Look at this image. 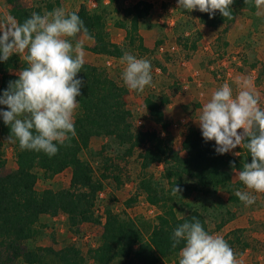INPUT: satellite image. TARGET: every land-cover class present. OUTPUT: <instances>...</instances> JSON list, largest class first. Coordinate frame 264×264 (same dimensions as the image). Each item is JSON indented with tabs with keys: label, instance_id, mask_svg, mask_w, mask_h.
<instances>
[{
	"label": "trees",
	"instance_id": "obj_1",
	"mask_svg": "<svg viewBox=\"0 0 264 264\" xmlns=\"http://www.w3.org/2000/svg\"><path fill=\"white\" fill-rule=\"evenodd\" d=\"M21 1L6 0L10 6V16L18 23L30 17L32 12L42 15L41 10L26 8ZM152 7L150 2L137 0L125 8L124 16L129 18V25H118L125 29L123 44L110 40L103 11L90 12L81 5L72 12L80 16L88 29L87 35L82 34L92 37L93 46L86 48L89 52L121 59L126 48L136 44L140 51H147L139 35V26L149 16ZM231 9V18H224L219 11L212 18L198 11V19L206 27L217 28L220 24L233 23L239 9L254 12L257 8L254 0H233ZM48 10H52V6H48ZM19 64L17 55L0 63V91L6 89L10 81L18 79L14 71L20 68ZM77 75L84 83L81 96L77 97L80 115L74 121L76 135L60 146L53 157L43 152L21 150L18 142L13 143L16 168L7 174L1 172L4 161L0 160V264H45L47 256L52 257L57 264H86L83 253L74 245H66L58 250L51 247L30 249L25 246L37 234L36 225L40 216L55 217L58 214L67 217L70 229L77 230L84 223L102 226L100 243L90 250L97 264L117 261L119 264H159L176 256L183 244L173 248L171 235L179 224L191 221L195 216L207 231L208 227L203 215L197 210L178 217L170 205L172 195L228 185H233L235 191L240 190L244 185L239 180L233 183L232 179L236 172L242 170L244 163H251V156L242 145L237 156L229 153L218 155L214 150L215 142H205L201 131L193 126L188 127L184 134L181 143L184 155H181L157 131L134 129L133 114L125 102L127 89L118 85L105 70L84 62L82 72ZM167 102L166 98L159 102L152 97L144 100L148 115L163 130L167 128L163 113ZM9 135L10 129L0 120V139L8 138ZM100 136L111 137L118 144L126 146L127 156L141 149L138 158L143 176L138 189L145 194L150 205L160 210L157 223L147 238L127 217L110 210L105 211L103 218L95 213V202L102 191V184L94 178L91 165L82 160L79 153L88 148L91 138ZM154 164H163L161 179L167 188L148 175V169ZM67 168L71 169V174L66 189L36 190L35 169L52 177ZM185 180H189L191 185L184 186ZM175 187L179 192H174ZM235 191H229L228 200L237 203L240 200L235 196ZM133 200L130 198L126 204L129 205Z\"/></svg>",
	"mask_w": 264,
	"mask_h": 264
},
{
	"label": "rangeland",
	"instance_id": "obj_2",
	"mask_svg": "<svg viewBox=\"0 0 264 264\" xmlns=\"http://www.w3.org/2000/svg\"><path fill=\"white\" fill-rule=\"evenodd\" d=\"M104 1L106 0H22L21 4L32 10H41L42 15L56 8H63L65 12L70 13L74 11V7L79 8L81 5L90 12L103 11L106 28L112 26L121 29V33L116 36H111L109 33L110 40L122 36L124 38L125 29L118 25L121 23L126 27L129 25V18L124 16V11L137 0H107L106 4ZM145 1L150 2L153 7L149 16L140 22L139 35L140 33L143 35L149 49L144 46L147 51L142 52L136 44L134 47L126 48V52L151 62L152 85L146 87L142 93L129 90L121 80V73L125 67L121 59L107 58L99 62L97 67L105 70L118 85L127 89L125 102L133 114L134 129L157 131L174 149L184 155L181 143L187 128L192 125L187 122V118L183 121V117L188 115L192 118L197 115L195 110L198 109L196 104L199 103H194V100L197 99L195 89L196 86L199 87L198 83L203 87L207 86L211 93L224 84L235 88L239 79H249L252 74L253 76L259 74L261 81L264 80V58L259 54L255 56L256 50L264 42V5L257 7L254 0L256 11L239 9L233 23L209 28L199 21L198 10L190 13L187 10L182 11L178 9L177 0ZM48 6H52V10H48ZM9 9L6 0H0V27L8 17H11ZM204 26L210 33L204 34L206 40L202 41L200 28ZM252 39L260 42L259 46L252 45ZM77 41V37L73 38L74 45ZM120 44H123V40ZM259 51L261 55L264 54V49ZM17 56L20 60V68L14 73L19 75L27 67V63L23 55ZM147 97H152L157 102L163 98L168 99L163 109L166 114L170 110L168 119L171 118L169 121L172 124L177 123V126L171 124V127L167 121L165 130L160 125L154 130L155 123L144 106ZM191 103L195 105H191L193 108H188L187 104ZM167 105H170V108H165ZM79 115L78 107L74 121ZM7 139L6 137L0 139V160L4 161L1 168L3 174L10 173L16 168L15 149L13 143L8 142ZM125 149L126 146L118 144L111 137H93L88 148L80 151L79 157L91 165L94 178L102 184V191L95 202L96 215L103 218L105 211L110 210L127 217L137 225L143 237L147 238L157 223L160 210L150 205L145 194L138 189V183L143 176L138 158L141 149H136L131 156L125 154ZM162 169L163 164H154L147 173L167 188L168 186L161 179ZM35 172L37 191L46 189L58 191L66 189L69 185L70 168L52 177L38 169H35ZM237 178L238 174L234 175L232 182L235 183ZM184 182L186 187L191 185L189 180ZM233 188V185H228L182 192L172 195L170 205L178 217L186 216L193 210L199 211L206 221L208 231L215 234L218 227L233 217L230 207L232 208L236 202L228 200L229 191H235ZM130 198L134 200L127 205L126 202ZM36 231L35 237L25 243L28 248L51 247L58 250L66 245H74L83 253L86 264H97L93 261L90 250L95 249L100 243L101 225L86 223L80 225L77 230L70 229L65 215L58 214L55 217L42 215L36 225ZM222 237L232 248L234 257L245 253V249H249L250 254H253L257 249L255 242H260L263 248L262 237L246 236L241 229ZM45 264L57 263L52 257L47 256ZM159 264H179V254ZM255 264L259 262L256 261Z\"/></svg>",
	"mask_w": 264,
	"mask_h": 264
},
{
	"label": "clouds",
	"instance_id": "obj_3",
	"mask_svg": "<svg viewBox=\"0 0 264 264\" xmlns=\"http://www.w3.org/2000/svg\"><path fill=\"white\" fill-rule=\"evenodd\" d=\"M233 0H177L178 9L198 10L212 18L217 11L231 18ZM257 7L264 0H256ZM88 34L76 12L56 8L41 15L32 12L22 23L8 17L0 27V63L23 55L27 63L7 88L0 91V120L10 129L8 142L21 150L55 156L59 147L76 135L74 116L79 107L83 80L84 49L73 38ZM92 37L89 36V39ZM125 65L121 80L142 93L153 83L151 62L130 52L121 57ZM238 94L228 84L217 88L203 105L197 123L205 142H215V152L224 155L238 146L245 148L251 163H244L238 180L250 191L235 196L246 206L255 203V193H264V108L247 78L237 81ZM243 130L239 132L238 130ZM235 166L233 165V168ZM174 192H179L174 188ZM172 247L183 244L179 264H235L232 248L218 234H211L197 217L179 224L171 235Z\"/></svg>",
	"mask_w": 264,
	"mask_h": 264
},
{
	"label": "crops",
	"instance_id": "obj_4",
	"mask_svg": "<svg viewBox=\"0 0 264 264\" xmlns=\"http://www.w3.org/2000/svg\"><path fill=\"white\" fill-rule=\"evenodd\" d=\"M107 2H108L107 0L104 1L105 4ZM101 9H107V8H101ZM73 10L76 11V10H78V8L74 7ZM107 30L111 36H116V35L121 33V29L116 28V27H112V26H110ZM200 31H201L202 36H203L202 41L206 40V37L204 36V34H206V33L209 34L210 33L209 30H207L204 26V27L200 28ZM140 35L143 38V35L141 33H140ZM227 37H229V34H227ZM77 40L83 44V49L85 48L84 49V62L85 63L97 66L98 63L104 59L109 58V59L115 60V58H111V57H107V56H103V55H95V54H92L91 52H89L86 48H90L93 46V40L84 36L82 33L77 35ZM122 40H123V36L120 38H117L116 40L111 39L112 42L117 43V44H120V41H122ZM227 40L229 41V39H227ZM251 41H252V45H254V46H259V44H260V42H257V40H254V39H252ZM143 43H144V46L147 49H149L148 48L149 45L146 44L144 39H143ZM263 49H264V42H262L261 47H259V49L256 50L257 53L254 52L255 56L257 54H259V56H262L264 58V54L261 55L260 51H259V50L263 51ZM255 62H257V60H255ZM252 72H254V71H252ZM260 77L261 76H259V74H255V76H253V74H252L251 78H249V80L252 83V90H254L256 93L259 94V98H260V105L259 106L261 108H264V80L261 81ZM199 81H201V79ZM197 85L199 86V87L196 86V89H195L196 90L195 97L197 99L194 100V103H199V104H196L198 106V109L195 110V111H197V115L192 116V118H190V117H188V115L184 114V115H186V117L185 118L183 117V121H184V119L187 118L188 123H191V125L193 127H195L197 130L201 131L199 128V125L197 123V119H198V116L200 114V111H201L203 105L211 98V95L213 92L210 93L211 90L208 89L207 86L203 87L199 83ZM232 89H233L234 95L238 94V92L240 91L238 84L236 85L235 88L232 86ZM191 105H195V104H193V103L187 104V107L193 108ZM165 108H170V105L165 106ZM164 111H165V109H163L165 123H167V121H168L170 123V126H171L172 122L169 121V119H171V118L168 119V114H170V110H168L167 114ZM172 125L177 126V123L172 124ZM157 126H158V124L155 123L154 130H157ZM238 131L242 132L243 130L241 129ZM239 150H240V146H238L236 149H233L232 152H230L229 154L232 156H237L239 153ZM236 174H239V173L236 172L235 175ZM237 180H238V178H237ZM217 188H220V187H217ZM240 190L250 191V190L246 189L245 186H243V188ZM252 195L256 196L255 203L250 205V206H246L243 202L238 201L236 204H234L232 206V208L230 207V211L233 213V217L231 219H229L227 222H225L224 224H222L220 227H218L216 230V233H215V234H218L220 236H225L226 234L229 235V233L234 232L238 229H241L246 236L255 237V238H260V237L263 238L262 239L263 248H261L262 244L260 242H255V244L257 245L256 251H254L253 254H250L251 251L249 249H245L244 250L245 253H242V254H240V256L235 257V264H255L256 261H258L259 264H264L263 263V261H264V235H263L264 234V193L252 192ZM84 224H86V223H84Z\"/></svg>",
	"mask_w": 264,
	"mask_h": 264
}]
</instances>
